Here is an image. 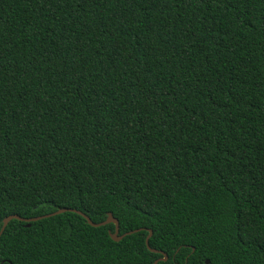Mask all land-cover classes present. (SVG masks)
I'll list each match as a JSON object with an SVG mask.
<instances>
[{
    "label": "trees",
    "instance_id": "16d2710c",
    "mask_svg": "<svg viewBox=\"0 0 264 264\" xmlns=\"http://www.w3.org/2000/svg\"><path fill=\"white\" fill-rule=\"evenodd\" d=\"M0 264H264V0H0ZM152 232L149 251L145 239Z\"/></svg>",
    "mask_w": 264,
    "mask_h": 264
},
{
    "label": "water",
    "instance_id": "95a60500",
    "mask_svg": "<svg viewBox=\"0 0 264 264\" xmlns=\"http://www.w3.org/2000/svg\"><path fill=\"white\" fill-rule=\"evenodd\" d=\"M66 212L77 214V215L81 216L86 221V223L89 226L93 227V228H100V227H104V226L112 224L114 226V232L108 231V235H109L110 239L113 242H119L124 237L132 235V234L137 233V232L140 231V230H135V231H131V232H128L126 234H123V235L119 236V222L116 219L113 218L111 213L107 214V219L104 222L95 224L87 216H85L84 214H82L81 212H79L77 210L60 209V210L56 211L55 213H52V214H49V215H45V216H42V217H38V218H31V219L20 218V217H18L16 215L9 216V217L5 218L2 221V226H1V229H0V237L2 236L4 230L6 229L7 225L9 224V222L12 221V220H17V221H20V222L27 223V226H29V224L32 223V222H37V221H40L42 219H46V218H50V217H53V216H57V215H60V214L66 213ZM151 236H152V232L149 231V234H148V236L145 239V245H146L147 249L149 251L153 252V253L161 254L160 252L153 251V250H151L149 248V239L151 238ZM161 255L163 256V259L156 260L154 262V264H157L159 261H166L167 260V256L165 254H161ZM205 264H209V262L206 261Z\"/></svg>",
    "mask_w": 264,
    "mask_h": 264
}]
</instances>
